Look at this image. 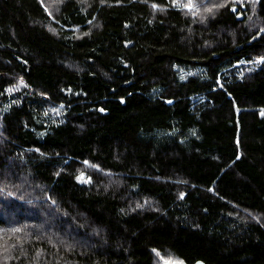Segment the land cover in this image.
Wrapping results in <instances>:
<instances>
[{
    "label": "trees",
    "instance_id": "16d2710c",
    "mask_svg": "<svg viewBox=\"0 0 264 264\" xmlns=\"http://www.w3.org/2000/svg\"><path fill=\"white\" fill-rule=\"evenodd\" d=\"M169 262L264 264V0H0V264Z\"/></svg>",
    "mask_w": 264,
    "mask_h": 264
},
{
    "label": "rangeland",
    "instance_id": "374dc122",
    "mask_svg": "<svg viewBox=\"0 0 264 264\" xmlns=\"http://www.w3.org/2000/svg\"><path fill=\"white\" fill-rule=\"evenodd\" d=\"M79 181L81 183H87L88 182V179L83 175V176L79 177Z\"/></svg>",
    "mask_w": 264,
    "mask_h": 264
},
{
    "label": "water",
    "instance_id": "95a60500",
    "mask_svg": "<svg viewBox=\"0 0 264 264\" xmlns=\"http://www.w3.org/2000/svg\"><path fill=\"white\" fill-rule=\"evenodd\" d=\"M169 264H173L172 262H169ZM179 264H186V263H179ZM196 264H205V263H203V262H197Z\"/></svg>",
    "mask_w": 264,
    "mask_h": 264
}]
</instances>
